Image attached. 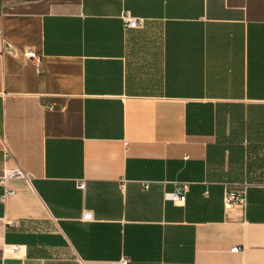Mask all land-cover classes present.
<instances>
[{
    "label": "crops",
    "instance_id": "crops-1",
    "mask_svg": "<svg viewBox=\"0 0 264 264\" xmlns=\"http://www.w3.org/2000/svg\"><path fill=\"white\" fill-rule=\"evenodd\" d=\"M6 148L0 264H264V0H0Z\"/></svg>",
    "mask_w": 264,
    "mask_h": 264
},
{
    "label": "built area",
    "instance_id": "built-area-1",
    "mask_svg": "<svg viewBox=\"0 0 264 264\" xmlns=\"http://www.w3.org/2000/svg\"><path fill=\"white\" fill-rule=\"evenodd\" d=\"M125 26L127 28H141L144 25L145 19L140 16H135L131 11H125L122 16ZM11 53L16 57L23 58L26 60L31 61H38L40 60V55L32 46L24 47L23 49L13 48L10 45L4 46L3 53ZM5 168L0 176V184L6 185L9 180L12 179H25L30 181L32 179L31 174H29L26 170H24L21 166H8L7 164L12 159L11 151L6 148L5 150ZM144 188H149L150 182L149 181H141ZM79 188H85L86 181L82 180L78 183ZM249 183H245L242 188L240 189H232L226 190L224 196L225 206H231L236 203L246 204L247 202V191H248ZM187 191H188V184L183 186H179L175 188L173 191L165 192V199L171 200L175 203H184L187 199ZM9 194H14L15 191L12 188H8L6 190ZM83 220L91 221L93 220V212L87 210L83 214ZM24 251L23 245L21 244H7L4 248L5 256H11L15 258H19L22 256V252ZM231 252L239 253L242 252V248L238 245L231 248ZM130 259L128 257H124L121 260V264H129Z\"/></svg>",
    "mask_w": 264,
    "mask_h": 264
}]
</instances>
